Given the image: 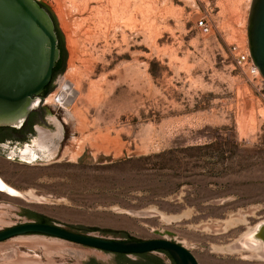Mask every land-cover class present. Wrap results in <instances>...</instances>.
Masks as SVG:
<instances>
[{"label":"rangeland","instance_id":"1","mask_svg":"<svg viewBox=\"0 0 264 264\" xmlns=\"http://www.w3.org/2000/svg\"><path fill=\"white\" fill-rule=\"evenodd\" d=\"M37 1L60 33L63 69L40 105L48 152L0 157V180L19 194L0 188V229L32 210L77 232L175 240L198 264H264L237 246L264 221V80L232 54L249 52L251 0ZM89 260L118 264L46 235L0 241V264Z\"/></svg>","mask_w":264,"mask_h":264},{"label":"water","instance_id":"2","mask_svg":"<svg viewBox=\"0 0 264 264\" xmlns=\"http://www.w3.org/2000/svg\"><path fill=\"white\" fill-rule=\"evenodd\" d=\"M247 40L250 57L264 80V0H251ZM58 42L52 18L37 0H0V126L19 125L39 104L60 57ZM5 192L17 195L7 188ZM27 234L56 237L130 257L163 250L175 264H198L194 254L175 240L114 239L77 232L54 222L27 220L2 228L0 241ZM244 235L237 246L246 241L264 257V221Z\"/></svg>","mask_w":264,"mask_h":264},{"label":"flooded vegetation","instance_id":"3","mask_svg":"<svg viewBox=\"0 0 264 264\" xmlns=\"http://www.w3.org/2000/svg\"><path fill=\"white\" fill-rule=\"evenodd\" d=\"M60 61L59 57L53 70L50 83L40 94L41 99L39 104L29 111L28 115L19 125L0 126V157L18 161L19 163H31L43 157L45 152H48V145L45 143L47 141L46 138L48 137H46L44 133L48 134L49 132L40 127L42 126L43 118H45L40 105L45 103V92L50 88L55 70L57 69V65ZM58 129H60V125H58ZM53 135L59 136V133L52 134L50 136L52 137ZM65 139V135L61 132V138L56 146L57 153L63 148ZM20 156L23 159L19 158ZM25 214L28 215L27 213ZM31 220L37 221V218ZM84 264H92V262L89 260L84 262Z\"/></svg>","mask_w":264,"mask_h":264},{"label":"trees","instance_id":"4","mask_svg":"<svg viewBox=\"0 0 264 264\" xmlns=\"http://www.w3.org/2000/svg\"><path fill=\"white\" fill-rule=\"evenodd\" d=\"M55 30H56V33H57V36H58V40H59L58 46H59V49H60V52H61V58L62 59H61L60 63L57 65V69L55 70L54 76H55V74L57 72L62 71V69H63V61H64V49L62 48V45L60 43V33H59V31H58L57 28H55ZM26 213L29 216H32V217L37 218V221H41V222H52L48 218H46L45 216H43L42 214H39V213H37L35 211L28 210V211H26ZM80 228L87 229L84 226H80ZM118 233H121L122 235H124L125 236L124 239H136V238H133L131 236H128L125 232H118ZM159 252L165 253L169 258H171V256L167 252H165L163 250H159ZM114 255L118 259V264H163V262H162L161 259H158L156 257L149 256V253H143V254L134 255V256H137V257L144 258L145 261H142V262H136L135 260L131 259L130 256H128L126 254L115 253ZM172 261H173V259H172ZM173 263L175 264L174 261H173Z\"/></svg>","mask_w":264,"mask_h":264},{"label":"built area","instance_id":"5","mask_svg":"<svg viewBox=\"0 0 264 264\" xmlns=\"http://www.w3.org/2000/svg\"><path fill=\"white\" fill-rule=\"evenodd\" d=\"M196 25L203 31H207L208 27L206 23L203 21V19L199 18L196 21ZM232 54L235 59V63L244 71L247 72L248 74L252 75L253 77H258L262 79V77L259 74V71L255 64L253 63L250 54L248 51H241L237 48V46H233L232 48ZM263 81V79H262Z\"/></svg>","mask_w":264,"mask_h":264},{"label":"bare ground","instance_id":"6","mask_svg":"<svg viewBox=\"0 0 264 264\" xmlns=\"http://www.w3.org/2000/svg\"><path fill=\"white\" fill-rule=\"evenodd\" d=\"M135 1V0H134ZM88 2V1H87ZM131 2V1H130ZM129 1L127 2V3H130ZM132 4V3H131ZM131 4H130V6H131ZM87 5V4H86ZM133 6H131V8H130V13H129V19H130V21H132V18H133V12H134V10L135 9H133V7H134V5L135 4H132ZM128 9H129V7H127ZM133 12H132V11ZM128 18V17H127ZM107 38V37H106ZM21 157V156H20ZM21 159H23L22 157H21ZM0 188L2 189V191H4L5 192V188H7V190L9 191V192H11V193H15V194H17V192L16 191H14V190H12V189H10L7 185H5L1 180H0ZM17 195H19V194H17ZM252 230V229H251ZM248 234V233H247ZM38 240V239H37ZM36 241V240H35ZM28 242V241H27ZM241 242V244L244 246V247H246V248H252V247H254V246H252L251 244H249L248 242H246V241H240ZM33 243V242H32ZM253 252V251H252ZM254 253V254H253ZM251 255L252 256H257V257H261L262 258V252L257 248V247H254V252H253Z\"/></svg>","mask_w":264,"mask_h":264}]
</instances>
